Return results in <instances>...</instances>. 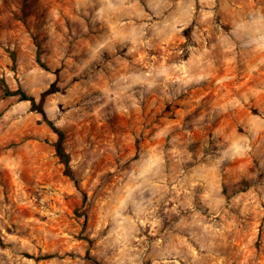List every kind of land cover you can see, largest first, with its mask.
Here are the masks:
<instances>
[{
    "label": "rangeland",
    "instance_id": "1",
    "mask_svg": "<svg viewBox=\"0 0 264 264\" xmlns=\"http://www.w3.org/2000/svg\"><path fill=\"white\" fill-rule=\"evenodd\" d=\"M0 264H264V0H0Z\"/></svg>",
    "mask_w": 264,
    "mask_h": 264
},
{
    "label": "trees",
    "instance_id": "2",
    "mask_svg": "<svg viewBox=\"0 0 264 264\" xmlns=\"http://www.w3.org/2000/svg\"><path fill=\"white\" fill-rule=\"evenodd\" d=\"M56 91H58V87H56L55 84L52 83L46 90H44L40 94V98L38 101H35L33 97L28 96L25 93L20 92V91L11 92V91L5 90V94L12 95V94L19 93L20 99L29 100L31 103V108L39 112L45 118V120H47L46 122L48 126L56 134V139L53 142V148L55 151V155L57 156L59 162L63 165L64 174L67 176H71L70 156L68 152L65 150L64 144H63L64 143V132L58 127H56L52 121L46 119L45 111L43 108V101H44L45 96H47L48 94L54 93Z\"/></svg>",
    "mask_w": 264,
    "mask_h": 264
}]
</instances>
